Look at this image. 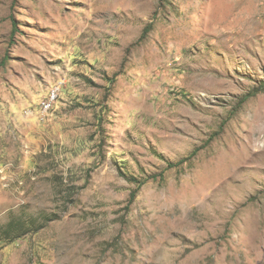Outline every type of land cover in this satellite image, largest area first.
<instances>
[{
    "label": "rangeland",
    "instance_id": "374dc122",
    "mask_svg": "<svg viewBox=\"0 0 264 264\" xmlns=\"http://www.w3.org/2000/svg\"><path fill=\"white\" fill-rule=\"evenodd\" d=\"M262 87L264 0H0V264H264Z\"/></svg>",
    "mask_w": 264,
    "mask_h": 264
},
{
    "label": "trees",
    "instance_id": "16d2710c",
    "mask_svg": "<svg viewBox=\"0 0 264 264\" xmlns=\"http://www.w3.org/2000/svg\"><path fill=\"white\" fill-rule=\"evenodd\" d=\"M261 91H264V87H262V88H256V89H254V90L248 92L247 94L244 95V97H243V99H242V102H246L248 99H250L251 97L255 96L257 93H259V92H261ZM198 150H199V149L196 148V149L192 152V155L196 154V153L198 152ZM185 160H186V159L184 158V159L180 160V161L177 162V163H170L168 166H169V167H174L176 164H177V166H178L179 164L181 165L182 163L185 162ZM133 178H134V177H133ZM158 178L163 179V174L160 173V174H153V175H150V176L147 177V180H149V179H155V180H157ZM136 196H137V190H134V191L131 193L130 201H131V202L134 201L135 198H136Z\"/></svg>",
    "mask_w": 264,
    "mask_h": 264
},
{
    "label": "bare ground",
    "instance_id": "6f19581e",
    "mask_svg": "<svg viewBox=\"0 0 264 264\" xmlns=\"http://www.w3.org/2000/svg\"><path fill=\"white\" fill-rule=\"evenodd\" d=\"M61 83L57 82L55 83L51 89L49 90L47 96L45 97V99H43V101L41 103H50V104H46V107H44L41 104L42 110L45 111H49L52 110L54 108V105L56 104L57 100L60 97V92H61Z\"/></svg>",
    "mask_w": 264,
    "mask_h": 264
},
{
    "label": "built area",
    "instance_id": "2783aa9c",
    "mask_svg": "<svg viewBox=\"0 0 264 264\" xmlns=\"http://www.w3.org/2000/svg\"><path fill=\"white\" fill-rule=\"evenodd\" d=\"M44 107H46V104H50V103H41Z\"/></svg>",
    "mask_w": 264,
    "mask_h": 264
}]
</instances>
